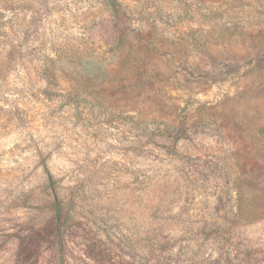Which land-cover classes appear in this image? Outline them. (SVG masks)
Returning a JSON list of instances; mask_svg holds the SVG:
<instances>
[{"label": "rangeland", "instance_id": "obj_1", "mask_svg": "<svg viewBox=\"0 0 264 264\" xmlns=\"http://www.w3.org/2000/svg\"><path fill=\"white\" fill-rule=\"evenodd\" d=\"M0 264H264V0H0Z\"/></svg>", "mask_w": 264, "mask_h": 264}, {"label": "trees", "instance_id": "obj_2", "mask_svg": "<svg viewBox=\"0 0 264 264\" xmlns=\"http://www.w3.org/2000/svg\"><path fill=\"white\" fill-rule=\"evenodd\" d=\"M57 215H58V217L60 218L59 219V225L61 226L62 225V221H61V212H60V209L58 208V210H57ZM60 229V228H59Z\"/></svg>", "mask_w": 264, "mask_h": 264}]
</instances>
